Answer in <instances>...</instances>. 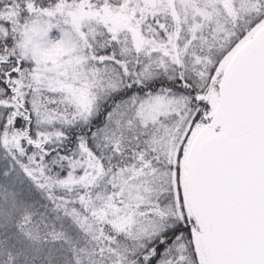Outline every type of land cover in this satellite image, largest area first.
Masks as SVG:
<instances>
[{
  "label": "snow or ice",
  "instance_id": "obj_1",
  "mask_svg": "<svg viewBox=\"0 0 264 264\" xmlns=\"http://www.w3.org/2000/svg\"><path fill=\"white\" fill-rule=\"evenodd\" d=\"M0 264H264V0H0Z\"/></svg>",
  "mask_w": 264,
  "mask_h": 264
}]
</instances>
